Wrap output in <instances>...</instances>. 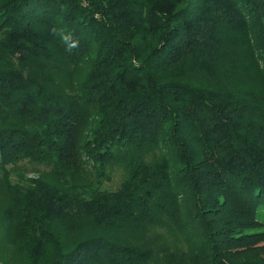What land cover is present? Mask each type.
<instances>
[{
    "label": "trees",
    "instance_id": "1",
    "mask_svg": "<svg viewBox=\"0 0 264 264\" xmlns=\"http://www.w3.org/2000/svg\"><path fill=\"white\" fill-rule=\"evenodd\" d=\"M0 189V264H264V0H0Z\"/></svg>",
    "mask_w": 264,
    "mask_h": 264
},
{
    "label": "rangeland",
    "instance_id": "2",
    "mask_svg": "<svg viewBox=\"0 0 264 264\" xmlns=\"http://www.w3.org/2000/svg\"><path fill=\"white\" fill-rule=\"evenodd\" d=\"M47 173L48 170L44 166L36 165V164H27V162H24L23 165L16 167V171L10 173L11 183L14 184L16 182H21L23 184L25 182V179L27 178L46 179L49 177L46 175ZM19 175L21 176L19 177ZM120 180H121L120 172L115 171L111 174L110 180L102 181L100 187L103 189L115 190L118 187ZM0 201L1 203L5 201L4 190L1 189H0ZM173 242L176 243L175 240H173Z\"/></svg>",
    "mask_w": 264,
    "mask_h": 264
}]
</instances>
